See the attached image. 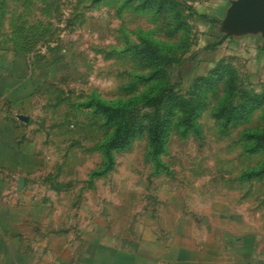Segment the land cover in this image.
Segmentation results:
<instances>
[{"label":"rangeland","instance_id":"374dc122","mask_svg":"<svg viewBox=\"0 0 264 264\" xmlns=\"http://www.w3.org/2000/svg\"><path fill=\"white\" fill-rule=\"evenodd\" d=\"M235 1L175 0L168 15L128 0H0V98L12 126L0 264H264V151L251 141L264 106L233 123L218 116L233 93L264 101V34H230ZM142 41L173 59L165 69L188 99L228 72L215 89L204 83L195 130L175 117L159 156L145 132L105 172L114 125L97 102L134 103L157 88L133 54ZM134 110L140 122L152 111Z\"/></svg>","mask_w":264,"mask_h":264},{"label":"trees","instance_id":"16d2710c","mask_svg":"<svg viewBox=\"0 0 264 264\" xmlns=\"http://www.w3.org/2000/svg\"><path fill=\"white\" fill-rule=\"evenodd\" d=\"M136 2L145 10L155 11L157 13L172 14L176 7L175 0H128ZM187 24L178 14L177 29L184 30ZM162 48L151 41H142L133 50V54L149 63L150 75L146 78V84L156 89L146 92L141 100L136 102H97L96 109L109 122L114 125V133L105 146V172L110 171L114 166V152L124 150L132 145L138 135L147 133L149 140L150 153L153 156H159L168 142L169 133L172 129L175 117L184 127L186 132L195 130L197 120L206 109L205 86L210 90L217 88L227 70L218 68L217 72L221 77L217 80L210 78L201 80V95L197 100L188 99L174 91L176 85H172L168 77L165 65H170L173 59H167L162 56ZM166 60V61H165ZM205 83V86H204ZM205 92V93H204ZM262 96H255L249 101H244L242 95L236 102L235 94L222 102L218 109V116L227 119L228 123H233L242 116L249 115L257 108L264 106ZM145 104L152 110L141 122L138 120L135 107L138 104ZM253 146L258 151H264V128L259 129L251 137Z\"/></svg>","mask_w":264,"mask_h":264},{"label":"water","instance_id":"95a60500","mask_svg":"<svg viewBox=\"0 0 264 264\" xmlns=\"http://www.w3.org/2000/svg\"><path fill=\"white\" fill-rule=\"evenodd\" d=\"M226 27L230 34H264V0H236L228 11Z\"/></svg>","mask_w":264,"mask_h":264},{"label":"crops","instance_id":"0c3cea01","mask_svg":"<svg viewBox=\"0 0 264 264\" xmlns=\"http://www.w3.org/2000/svg\"><path fill=\"white\" fill-rule=\"evenodd\" d=\"M0 96H1V92H0ZM4 126V128H3ZM11 129H12V126H11V121L10 119H6L2 117V102H1V98H0V160L3 156V153H2V141H3V135L5 137H7V135L9 136V138H11ZM11 145H8L9 148ZM80 264H83V263H80ZM84 264H145V263H139V262H136V263H130L128 261H95V262H91V263H84ZM146 264H156L155 262H150V263H146Z\"/></svg>","mask_w":264,"mask_h":264}]
</instances>
